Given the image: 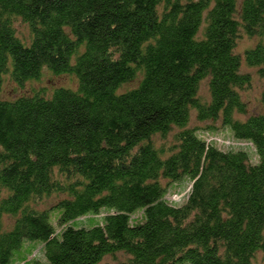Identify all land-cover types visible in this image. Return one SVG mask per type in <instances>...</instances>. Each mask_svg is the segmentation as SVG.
Here are the masks:
<instances>
[{"label": "trees", "instance_id": "trees-1", "mask_svg": "<svg viewBox=\"0 0 264 264\" xmlns=\"http://www.w3.org/2000/svg\"><path fill=\"white\" fill-rule=\"evenodd\" d=\"M243 34L259 41L237 53ZM243 65L264 77V0H0V90L45 70L77 83L0 97V264L27 240L44 259L32 249L15 264H101L118 253V264H255L264 91L262 112L236 117L252 83ZM193 114L221 120L233 141L191 127ZM184 176L188 190L170 192ZM53 194L63 198L39 209ZM103 208L98 224L73 225Z\"/></svg>", "mask_w": 264, "mask_h": 264}, {"label": "rangeland", "instance_id": "rangeland-1", "mask_svg": "<svg viewBox=\"0 0 264 264\" xmlns=\"http://www.w3.org/2000/svg\"><path fill=\"white\" fill-rule=\"evenodd\" d=\"M242 0H239L241 2ZM17 34L25 39L26 41H29L31 39V31L25 23H22L20 21H16L15 23ZM259 41L258 37H251L249 38L245 34L238 40V44L235 48V52L237 53H243L247 48H250L254 46ZM242 71L248 73L252 78L251 85L246 88L245 90L241 91V95L245 103L247 104V109L244 113H236V117L240 119H246L249 115L258 114L263 111V104L261 102L262 93L264 91V77L260 76L258 74V70L254 67H249L243 65ZM140 81V77L136 80L127 83L122 87V90H127L130 88H133L137 86V84ZM59 85H66V86H76L77 83L74 82V80L69 75H62V76H55L52 75L48 70L44 71V76L39 80L35 81L34 83L28 82L24 85H19L13 80H11L9 77L5 79L3 82L2 88L0 90V97L3 99H11L15 98L21 94H28L32 91L33 88H38L40 86H46L49 90H52L55 86ZM201 93L206 97L210 98V94L208 91L207 81H204L202 83L201 87ZM190 126L191 127H198L199 129L203 130L205 135L207 137H216L218 139L224 140L226 144H228L230 141H233L232 139V130L229 127L230 132L226 129V127L222 124V121H200L197 119V116L193 114L191 116L190 120ZM208 127H214L213 129H209ZM232 134V135H231ZM158 143H161V139L158 137ZM166 141L172 142L173 137L170 135L169 139ZM222 148H227L226 146H221ZM190 178L188 176H184L178 181H173L169 186L170 192H182L184 193L188 190L190 184H189ZM167 182V181H165ZM171 195L169 194V197ZM61 198H63L62 194H53L48 198H44V200L38 204L39 209H46L50 208L52 205H54L56 202H58ZM175 198V197H173ZM106 212V209L103 208L101 210V213L98 215L91 216V219H88L87 222L81 223V221H85L86 218H82L81 221H75L73 224L74 226H85V227H91L93 225L98 224L103 220L104 213ZM56 213H60V211H57ZM56 215V217L58 216ZM11 219L10 217L6 218V224L8 227L10 226ZM40 241L38 240H27L23 246L20 249L15 250L14 256L12 257V261L10 264H15L18 260L21 259V256H23L25 253L29 252L32 249L33 255L38 256L39 259H44L43 250L42 247H40ZM124 254L118 253L116 255H108L106 256L101 264H118L122 260H124ZM187 262V261H186ZM255 264H264V256L259 253L257 255V258L254 261ZM24 264V263H22ZM187 264H190L187 262Z\"/></svg>", "mask_w": 264, "mask_h": 264}]
</instances>
